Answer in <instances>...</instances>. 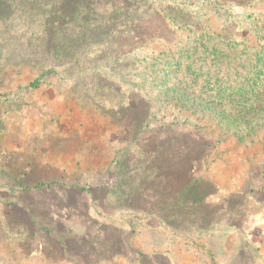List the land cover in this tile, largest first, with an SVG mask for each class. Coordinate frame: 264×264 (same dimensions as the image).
I'll use <instances>...</instances> for the list:
<instances>
[{"label":"rangeland","instance_id":"374dc122","mask_svg":"<svg viewBox=\"0 0 264 264\" xmlns=\"http://www.w3.org/2000/svg\"><path fill=\"white\" fill-rule=\"evenodd\" d=\"M141 2L192 27L144 20L133 69L0 60V264H264V0ZM184 56L213 82L197 101L165 80ZM117 92L140 99L123 118ZM124 157L146 190L121 203ZM192 178L203 199L178 207L172 187Z\"/></svg>","mask_w":264,"mask_h":264},{"label":"trees","instance_id":"16d2710c","mask_svg":"<svg viewBox=\"0 0 264 264\" xmlns=\"http://www.w3.org/2000/svg\"><path fill=\"white\" fill-rule=\"evenodd\" d=\"M141 1L0 0V20H4L0 23V60L6 63L13 58L30 60L43 69L64 66L66 73L87 71L103 65L104 68H114L113 64L120 61L118 66L133 69V64L123 63L124 59L132 58V54L148 45L151 41L149 37H152L143 31L141 24L144 20L159 16L171 32L191 30L192 27L190 15L183 8L167 7L158 10L153 6H143L145 4ZM239 33L242 36L244 32L237 31L233 24L223 31L228 40ZM261 51L264 52L263 48ZM203 66L195 59L181 57L166 66L165 80L172 81L183 98L197 101L203 96L201 92L204 91L200 90H206L213 84ZM195 86L201 87L200 92L194 89ZM104 87L107 85L104 84ZM117 94L120 100L117 111H120L123 118L132 107L138 106L140 99L134 103L126 94ZM225 102H229V99L226 98ZM149 116L148 112L142 115L139 128L143 127L142 124ZM144 131L141 128L137 134L141 135ZM150 134L154 135L152 132ZM141 154L145 156L144 152ZM146 160L148 158L139 164L146 163ZM133 162L134 159L124 157L115 160L113 166L117 180L108 188V193L118 194L121 203L146 190L141 182L135 183L129 176L134 172V166H131ZM127 177L128 180H125ZM153 179H157L158 183L170 184L167 177H161V171H155ZM198 186V181L192 178L179 188L172 187L176 205L183 207L190 202L200 203L203 196Z\"/></svg>","mask_w":264,"mask_h":264}]
</instances>
